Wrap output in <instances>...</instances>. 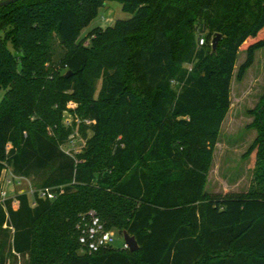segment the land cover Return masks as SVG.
Here are the masks:
<instances>
[{
    "label": "trees",
    "instance_id": "obj_1",
    "mask_svg": "<svg viewBox=\"0 0 264 264\" xmlns=\"http://www.w3.org/2000/svg\"><path fill=\"white\" fill-rule=\"evenodd\" d=\"M108 2L132 18L93 29L84 46L81 31ZM0 34V181L10 169L58 193L0 204V240L8 224L28 264H264V103L247 153L255 186L205 190L239 53L242 80L264 49V0H22L0 8ZM77 119L87 147L72 155L62 146ZM92 209L139 251L81 255L76 226Z\"/></svg>",
    "mask_w": 264,
    "mask_h": 264
},
{
    "label": "rangeland",
    "instance_id": "obj_2",
    "mask_svg": "<svg viewBox=\"0 0 264 264\" xmlns=\"http://www.w3.org/2000/svg\"><path fill=\"white\" fill-rule=\"evenodd\" d=\"M5 0H0V2ZM132 14L123 11L120 3L108 2L100 10L97 18L80 34L79 42L83 41L84 46L89 47L90 34L97 27L107 28L113 26L118 20H129ZM1 35V34H0ZM89 39V40H88ZM54 60L59 61L64 55L65 49L60 45L56 37L53 38ZM247 54L240 52L235 68L234 78L231 86V108L222 125L219 138L214 147L209 161L206 193L216 194L229 191H251L254 184V169L251 164V158L247 156L248 150L253 145L258 136L255 127V115L257 110L264 103V49L256 52L254 64L246 72L242 80H238L240 67L245 63ZM189 71L193 65H186ZM64 72V71H63ZM91 84L94 86V97L97 98L103 87L102 75H93ZM5 92L0 90V101ZM69 109H75L76 104L70 103ZM74 118L69 113L64 115V125L71 127ZM81 122L77 119V126L74 128V134L71 142L62 146V150L72 155H80L85 152L87 141L80 134ZM53 135V130L48 128ZM91 137L92 133L88 132ZM6 174V175H5ZM5 180L12 178L14 183L19 185L16 193L24 192L29 195L30 200H34L32 191L37 190L36 184L40 183L39 177L23 178L12 176V171L6 169L3 172ZM16 176V175H15ZM32 183V185H31ZM7 190V188H5ZM9 192V190H8ZM116 233L117 247L122 246L123 237L119 230Z\"/></svg>",
    "mask_w": 264,
    "mask_h": 264
},
{
    "label": "built area",
    "instance_id": "obj_3",
    "mask_svg": "<svg viewBox=\"0 0 264 264\" xmlns=\"http://www.w3.org/2000/svg\"><path fill=\"white\" fill-rule=\"evenodd\" d=\"M205 39L200 38L199 45L203 46ZM9 184L12 181L8 182ZM34 203L36 199L54 201L58 197V193L52 188H41L32 191ZM1 197L5 199L6 193L2 192ZM76 229L78 231V238L80 244V254L87 255L99 252L103 249L118 248L121 250H129L125 241L122 246L117 247L116 233L114 230H108L105 223L101 220L96 210H89L87 213L80 216Z\"/></svg>",
    "mask_w": 264,
    "mask_h": 264
},
{
    "label": "crops",
    "instance_id": "obj_4",
    "mask_svg": "<svg viewBox=\"0 0 264 264\" xmlns=\"http://www.w3.org/2000/svg\"><path fill=\"white\" fill-rule=\"evenodd\" d=\"M5 175L2 177V179L0 181V204H3L5 202V200L14 198L19 194H26L24 192L16 193L19 185L17 183H14V180H12V178L11 179L9 178L6 182V180L4 179ZM12 176H13V178L21 177V176H19V177L15 176L13 173H12ZM23 178H26V177H22L21 179H23ZM9 181H12V183L9 184L8 183ZM31 185H32V183H31ZM5 188H7V190ZM8 190H9V192H8ZM2 192L6 193L5 199H3L1 197ZM29 200H30V198H29ZM30 204L32 206H34V200H32V201L30 200ZM14 208H15V210L18 208V205L16 203L14 204ZM4 229H8V231H9L8 232L9 240H0V256L2 258H4L5 264H28V261H29L28 254L21 255V254H17L14 251V248H13V241H14L13 240V232H14V230H13V228L10 227L8 224H5Z\"/></svg>",
    "mask_w": 264,
    "mask_h": 264
},
{
    "label": "water",
    "instance_id": "obj_5",
    "mask_svg": "<svg viewBox=\"0 0 264 264\" xmlns=\"http://www.w3.org/2000/svg\"><path fill=\"white\" fill-rule=\"evenodd\" d=\"M20 1H22V0H5V1H2V2H0V8L15 4V3L20 2ZM222 37L223 36L221 34H216V36L212 39V43H211L212 53L217 52V49H218V46H219V43H220ZM69 75H70V73H69ZM122 237H123V240L125 241L126 245L128 246V248L131 252L139 251L140 247H139V244H138V242L134 236H131L127 231H124L122 233Z\"/></svg>",
    "mask_w": 264,
    "mask_h": 264
}]
</instances>
